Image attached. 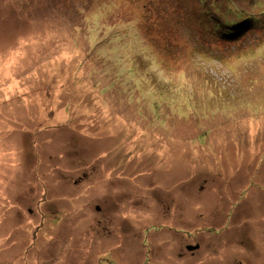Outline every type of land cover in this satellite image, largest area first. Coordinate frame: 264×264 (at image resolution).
<instances>
[{"label":"rangeland","instance_id":"obj_1","mask_svg":"<svg viewBox=\"0 0 264 264\" xmlns=\"http://www.w3.org/2000/svg\"><path fill=\"white\" fill-rule=\"evenodd\" d=\"M262 188L264 0H0V264H264Z\"/></svg>","mask_w":264,"mask_h":264},{"label":"trees","instance_id":"obj_2","mask_svg":"<svg viewBox=\"0 0 264 264\" xmlns=\"http://www.w3.org/2000/svg\"><path fill=\"white\" fill-rule=\"evenodd\" d=\"M243 13V12H242ZM120 19H124L125 21H126V19H129V16H127L126 14H124L122 11L121 12H118V14H117V17H116V21H119ZM115 21V22H116ZM132 27L133 25H127V27ZM127 31V30H126ZM86 38H87V36H86ZM127 39V41H128V37L126 38ZM114 92H117V90H115ZM125 96H128V97H130V96H132L131 94H125L124 96H120V97H118L117 96V100H118V102L119 103H123L124 101H130L131 99H129V98H126ZM127 103V102H126ZM126 103H123V104H126ZM53 104V103H52ZM55 108H57L56 107V105H55ZM145 131V136L148 134V131L147 130H144ZM145 136H143V137H145ZM193 143H195L196 144V142H193ZM191 144L190 146H192V145H194V144ZM143 149V148H142ZM177 150V149H176ZM131 167V165H129L128 166V168H130ZM129 175H131V176H133V174L132 173H129ZM66 179H68V176H66ZM120 179H123V178H120ZM186 180L187 179H184V180H179V182H180V184H182V185H186L187 186V183H186ZM66 182H68V180L66 181ZM68 185V184H67ZM122 186V189L124 188V184H122L121 185ZM196 187H198L197 185H195ZM204 187H205V189H206V187H207V185H204ZM263 190H264V188H262ZM129 198V196H128V194H122L119 198H116V199H109V201H105V202H103V201H101V200H99V201H96V205L95 206H98V205H101V206H103V207H100L102 210H104V212H102L103 213V216L104 217H106V219L109 221V223H110V220L112 221V218L111 217H109V206H110V204H112V203H114L115 205H117L118 204V208H117V214H118V212L122 209V212H121V214H120V216H121V218H123L124 220H132V221H134V222H136V223H138L139 225H140V227H141V238L143 239V243H142V246H141V249H143V248H148V244L146 243V241L147 240H149V239H151V238H153L156 234H158V232H160V230H162V229H165V227L164 226H166V225H170V224H172L171 222H167L166 221V218L165 217H163V219H164V223H166V225H161V226H156V227H151V225L149 224V223H151V219L150 218H142V215L141 214H139L138 215V217L140 218V219H138L137 218V213H136V209L138 208V207H141V200L140 201H136V202H134V201H128L127 199ZM175 200V202H177L176 201V199H175V197H173L172 198V200H171V203L173 202ZM239 206V204H237V205H235V207H238ZM233 212L231 211L230 212V214H229V216L232 214ZM135 217V219H133ZM54 223H56V218L54 219ZM111 225V224H110ZM123 228H124V230L126 231V232H128L129 231V229H130V231H131V225H130V223H125L124 225H123ZM152 232H156V234H152ZM171 233V232H170ZM152 234V235H151ZM172 234V233H171ZM176 235H183V236H187V235H189V236H192V235H190V234H188V233H186V232H184V230L182 229V228H179V230H178V233L176 234ZM141 239V240H142ZM175 240V239H174ZM162 242H163V240H162ZM162 242H161V247H162ZM185 248V246L183 247V249ZM191 249V248H190ZM193 249H196V248H193ZM185 250H186V248H185ZM174 251V249H172V252ZM187 251V250H186ZM144 260H146L147 261V263L149 262V259H148V255H146V258L144 259ZM142 258H139L138 259V261L136 262V264H140L139 262H143L144 261ZM97 264H109V262L108 261H105V260H102V259H99V260H97ZM121 264H126L122 259H121ZM131 264H133V263H131ZM142 264H146V263H142Z\"/></svg>","mask_w":264,"mask_h":264},{"label":"crops","instance_id":"obj_3","mask_svg":"<svg viewBox=\"0 0 264 264\" xmlns=\"http://www.w3.org/2000/svg\"><path fill=\"white\" fill-rule=\"evenodd\" d=\"M243 185L244 184H241L239 187H237V192L239 193V195H241L242 196V198H243V200H245V192L243 191V189H242V187H243ZM228 187V186H227ZM227 187H225L224 189H222L223 190V193H224V195L226 194V188ZM66 190H69L68 189V187H66ZM256 195H257V197H258V199L259 200H256L254 203H253V206H255V205H257V204H259V206L260 207H264V190L262 189V191H256ZM234 208H237V207H234ZM246 209H250V208H246ZM232 218V214L229 216L228 215V219L230 220ZM15 221V223L17 224H19L21 221H23V218H22V220L21 219H18V216L16 217V219L14 220ZM23 223H24V221H23ZM225 226L226 225H224V226H222V227H220V229H223V228H225ZM27 233V230H22V232H21V240H22V243L23 244H26V236H25V234ZM168 233H170L169 231H168ZM70 238V240H73V238H74V236H70L69 237ZM172 238H174V237H172ZM175 239V238H174ZM37 240H38V238H37ZM58 239H56V241H57ZM29 241H30V238H28V241H27V244H29ZM38 242H39V240H38ZM40 243V242H39ZM252 244H255V242L254 243H252ZM69 246H71L70 247V249H71V251H72V242L71 243H69ZM57 248H64L65 250H66V247H63L60 243H54L53 245H44V247H40V249H39V253H36L35 251L33 252V255L32 256H37V255H41V254H43V253H45L46 251V255L47 256H49V255H51L52 254V252H51V250L52 249H57ZM247 248H248V246H247ZM18 249H20L21 250V248H18ZM248 250H249V248H248ZM80 251V248L78 249V250H76V251H72V253H73V256H75L78 252ZM137 250L135 249V252H136ZM137 253V252H136ZM20 254H21V252H20ZM131 255V254H130ZM137 255H138V259L140 258L139 257V254L137 253ZM121 259L126 263V264H129V263H132L125 255H122L121 256ZM138 259H137V261H138ZM91 264H94L93 262H94V256L91 258ZM133 264H136V262L135 263H133Z\"/></svg>","mask_w":264,"mask_h":264},{"label":"bare ground","instance_id":"obj_4","mask_svg":"<svg viewBox=\"0 0 264 264\" xmlns=\"http://www.w3.org/2000/svg\"><path fill=\"white\" fill-rule=\"evenodd\" d=\"M236 28L238 29V27H236ZM233 34L238 37V35H236V33L234 31H233Z\"/></svg>","mask_w":264,"mask_h":264},{"label":"water","instance_id":"obj_5","mask_svg":"<svg viewBox=\"0 0 264 264\" xmlns=\"http://www.w3.org/2000/svg\"><path fill=\"white\" fill-rule=\"evenodd\" d=\"M191 249H193V248H191Z\"/></svg>","mask_w":264,"mask_h":264}]
</instances>
